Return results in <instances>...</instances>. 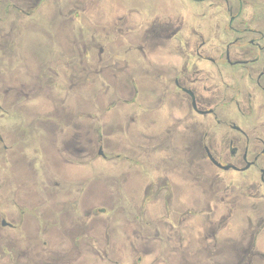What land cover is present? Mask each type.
Instances as JSON below:
<instances>
[{
  "label": "flooded vegetation",
  "instance_id": "obj_1",
  "mask_svg": "<svg viewBox=\"0 0 264 264\" xmlns=\"http://www.w3.org/2000/svg\"><path fill=\"white\" fill-rule=\"evenodd\" d=\"M0 264H264V0H0Z\"/></svg>",
  "mask_w": 264,
  "mask_h": 264
},
{
  "label": "rangeland",
  "instance_id": "obj_2",
  "mask_svg": "<svg viewBox=\"0 0 264 264\" xmlns=\"http://www.w3.org/2000/svg\"><path fill=\"white\" fill-rule=\"evenodd\" d=\"M31 37H33V35ZM37 44H38L37 41L33 42V40H32V42L31 41L27 42V47L29 49H33L36 47Z\"/></svg>",
  "mask_w": 264,
  "mask_h": 264
}]
</instances>
